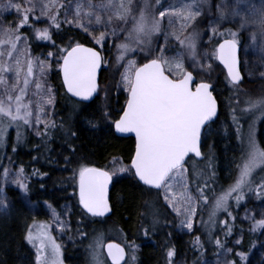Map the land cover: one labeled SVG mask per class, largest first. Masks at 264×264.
I'll use <instances>...</instances> for the list:
<instances>
[{"label":"snow or ice","instance_id":"snow-or-ice-1","mask_svg":"<svg viewBox=\"0 0 264 264\" xmlns=\"http://www.w3.org/2000/svg\"><path fill=\"white\" fill-rule=\"evenodd\" d=\"M12 10L16 19L7 22L4 14ZM199 24L206 28L199 30ZM96 29L103 30L97 35ZM54 33L66 37L62 46L55 44ZM75 33H83L92 46L80 42ZM30 37L51 42L57 51L33 56ZM251 50L264 56V0H0V151L8 146L10 130L15 131L13 152L25 142L27 132L34 131L42 139L60 133L73 156L78 147L73 142L80 138L78 123L89 130L103 123L114 125L117 133H134L130 164L109 171L78 161L72 170L70 179L78 187L84 214L98 218L111 213L109 184L114 176L128 174L141 196L150 197L143 201L146 211L140 214L149 221L141 230L145 238L156 234L161 205L175 214L181 230L191 234L198 227L217 254H233L227 243L237 231L234 210L244 207L249 233L264 229V212L257 219L246 206L253 197L264 203V143L256 137V125L264 121V90L253 96L241 87L254 76L247 59ZM105 52L113 53L117 71L123 68L118 81L112 77L117 95L126 94L115 120L107 103L109 87L103 89V101L90 110L101 91L99 74L111 67ZM53 58L66 92L78 98L69 116L59 122L53 118L56 92L47 79ZM214 65L222 66L230 86L227 103L238 142L228 160L226 184L221 182L215 154L201 150L202 130L215 122L218 102L214 84L200 77H211ZM255 78L264 80V71ZM64 159L71 163L69 157ZM0 168V215H7V187L13 185L27 197L30 176L23 165L15 172L2 164ZM31 175L46 174L33 170ZM45 203L50 222L33 221L24 238L35 249V264H64L62 244L52 231L65 233L68 221ZM221 214L226 219H219ZM217 229L223 239L216 236ZM76 231L84 238L89 235ZM117 231L123 243L93 229L88 264H139L140 246ZM244 231L239 229L234 247L242 244ZM191 244L203 255L199 235ZM251 250L234 253L240 264ZM175 256V247H168L165 264H174ZM223 264L237 261L225 259Z\"/></svg>","mask_w":264,"mask_h":264},{"label":"trees","instance_id":"trees-1","mask_svg":"<svg viewBox=\"0 0 264 264\" xmlns=\"http://www.w3.org/2000/svg\"><path fill=\"white\" fill-rule=\"evenodd\" d=\"M230 26L228 24L224 25V27ZM24 31L30 32V29ZM75 35L80 42L88 44L83 33H75ZM53 40L57 46H62L66 41V37L61 38V36L54 33ZM30 41L32 55L34 56L39 53L57 51L49 41H39L35 37H30ZM218 69L221 71V66ZM220 75L215 80L208 79L210 82L211 80L215 81L213 83L215 86L214 94L219 101L220 111L215 122L208 125L204 131L202 152L215 154L221 182L226 184L228 182L226 177L228 160L233 155L238 142L234 139L235 127L231 126L227 103L230 86L223 77L224 73ZM106 78L107 70H103L100 85L104 83ZM51 80L56 90L55 109L57 115L53 118L59 122L61 117L67 118L69 116L77 100L72 98L63 87L60 69L56 63H54ZM125 100L126 94L123 92L117 95L115 91L111 95L108 104L110 105L109 110L112 112V120L118 119L119 110L124 105ZM102 101L101 97H96L95 103L90 105V110ZM77 127L80 138L73 142L78 146L74 156L68 151L64 144V138L60 133H53L51 138L42 139L36 136L33 131L27 132L25 142L13 152L12 143L15 131L10 130L8 146L0 151V164L3 165L8 156V158L11 157L13 162L18 163L20 166L23 165L26 174L30 176L28 181L30 192L26 197L18 188L8 187L6 189L10 212L7 215H0V264H35V250L24 237L28 226L35 219L45 218V206H47L45 202L58 210L62 209L67 203L72 208L69 217V229L63 237L66 240L64 254L68 264H88L89 252L87 246L91 240L93 229L103 231L108 236L107 234L111 228L122 230V232L128 231L134 240L145 248L143 252L145 255L148 254L158 264H165V252L168 247L174 246L176 253L180 251L176 221L164 207L158 205L162 213L160 225L156 230V234L145 238L141 234V230L142 226H147L149 221L144 220L140 214L146 211L142 207L143 201L150 199V197L148 195L141 196L135 182L128 174L113 177L110 194L112 212L105 217L92 218L86 216L78 203V197L73 194L77 188L75 182L70 178L72 177V170L78 167V161L104 168L114 158H121L124 162L131 163L135 139L117 135L114 125L109 126L101 123L100 127L95 130H89L83 123H78ZM259 139L260 142L264 143V121L260 124ZM65 157H69L71 163H66ZM33 170H39V173H45L46 175L33 176L31 175ZM41 185H43V188H41ZM243 212V207L233 212L237 217L235 221L237 231L232 237L228 238L227 243V247L233 248V254L225 255V259L235 260L237 264H240L239 257L235 256L234 253H248L250 249L253 250L252 245L256 244L258 237L257 233L248 232L250 222L243 219ZM219 219L223 220L226 217L221 214ZM77 228L88 233V237L84 238L78 235ZM240 228L245 230L242 244L234 247L232 241L241 235ZM196 235H199L204 242L203 255L199 250L192 247L191 241ZM216 236L223 239L219 229L216 231ZM223 255V253L217 254L214 244L209 243L203 230L197 227L192 232L191 240L187 244L185 264H197V261H199V264H204V262L217 264L218 260L219 264H223ZM248 260L245 264H248Z\"/></svg>","mask_w":264,"mask_h":264},{"label":"rangeland","instance_id":"rangeland-1","mask_svg":"<svg viewBox=\"0 0 264 264\" xmlns=\"http://www.w3.org/2000/svg\"><path fill=\"white\" fill-rule=\"evenodd\" d=\"M4 15H5V19H6L7 22H10V21L16 19L14 10H12L11 14L5 13ZM38 27H41V26H38ZM197 27H198L199 30L203 31L206 28V25L205 24H199ZM102 30L103 29H96L95 30V34L98 35L99 31H102ZM160 39H161V42H162V37ZM207 39H208V37L205 36L204 40L207 41ZM154 43H155V41H154ZM172 43H175V41H172ZM40 54L41 53H39L37 55H40ZM43 54L46 55L47 52H45ZM104 55H105L106 59L109 61L111 67L106 69L107 70V78L104 81V83L100 85L101 91L99 93V97H101V99L103 100V97H104L103 89L105 87H109L110 88V92H109L108 101H110L111 95L116 91V89L112 86L113 83H114L113 78H112L113 74L115 75V80L118 81L119 80V72H122L123 68L119 69V71L116 70L113 53L105 52ZM130 58L137 59L138 62H142V60H140L139 57H130ZM247 59L249 61V66H250L251 70L254 73V76H253L252 79H246L245 80L246 83H244L241 87L246 89L251 95L256 96V95L261 94L262 90H264V80H259V79L255 78L259 74V72L264 71V56H261L255 50H251L247 54ZM54 61H55V59L53 58L52 68H51V71H50L47 79H48V83L55 89V87H54V85L52 83V80H51V74H52V70H53V67H54V63H55ZM221 68H222V66H221ZM221 73H223V72L219 71L218 67H216L214 65V71H213L211 77L202 75L201 78H203V79H210L211 78V79L215 80L217 77L221 76L220 75ZM223 77H225V74H224ZM213 80H211V82L215 83V81H213ZM55 92H56V90H55ZM108 101H107V103H108ZM261 122H258L257 125H256V137H257L258 141H260V139H259V130H260ZM246 130H247V125H245V131ZM112 161L106 166V169L109 170V171L114 170V168H119L121 164H123V165L130 164V163L124 162L121 158L118 159V161H117V163L115 165H113ZM3 166L9 167L12 172H15L20 167V165L18 163H15L13 161H12V163H9L8 156L5 159V161L3 163ZM0 172H2V168H0ZM71 175H73V172H72ZM119 175H121V174H119ZM118 176H114V178L118 177ZM12 178H14V177H12ZM0 184H2V178H0ZM8 187L17 188V187H15L13 185H9ZM76 188L77 189H76L75 192H73V194L78 197V187L76 186ZM7 200H8V198H7ZM65 206H67V207L65 208ZM65 206L62 209H60V210L55 209V208L54 209L57 212L63 213L62 218L68 221V229H69V217H70V214L72 212V208L69 205V203H67ZM246 206L251 210L252 213L256 214V218L257 219L260 218L259 213L260 212H264V203L256 201L254 197L248 200ZM164 209H166L167 212L172 217H174V219L176 221V223H175V225L177 227V231L176 232L178 234L177 236H178V239H179V242H180V251H179V253H176V256L174 257V261H176V262H174V263H176V264H185L186 248H187L188 242L191 240L192 233L189 234L186 230H181L178 227L179 221L176 219L175 214L171 213L170 209H167V208H164ZM243 209H244V207H243ZM35 210H36V208H35ZM243 214H244V212H243ZM204 218L207 219L206 213L204 214ZM50 220H51V213L49 212L48 207L45 206V218H43V219H35L34 221H36L37 223H45V222H50ZM66 232L61 234L55 229H53V231H52V235L57 239V242L62 244V252H63V258H64V264H68V262L65 259V254H64V243L66 242V240L63 237H65ZM123 234L127 237V240L129 242L134 241L137 245L140 246L139 247V251H138V262H139V264H158L148 254L145 255L143 253L145 248H143L142 244L137 243L134 240V238L132 237V235H130V233L128 231L125 230L123 232ZM107 235L112 240H116V241H118L120 243H123V241L121 239V234H120V232L117 231V229H112L111 228ZM257 236H258L257 237V242L255 244L256 247L253 248V250H252V253H251V255L249 257V260H248V264H264V247L260 246L261 244H264V229L259 230V232L257 233ZM106 241H108V240L106 239ZM222 259H223V261L225 260V254L223 255Z\"/></svg>","mask_w":264,"mask_h":264},{"label":"water","instance_id":"water-1","mask_svg":"<svg viewBox=\"0 0 264 264\" xmlns=\"http://www.w3.org/2000/svg\"><path fill=\"white\" fill-rule=\"evenodd\" d=\"M87 46H92V45H88L87 44ZM60 73H61V77H62V80H63V75H62V72L60 71ZM102 73V72H101ZM101 73L99 74V83H100V78H101ZM66 89V88H65ZM70 96H71V94L70 93H68ZM214 94V93H213ZM215 95V94H214ZM216 96V95H215ZM72 97V96H71ZM72 98H74L75 100H78V98H76V97H72ZM217 102H218V115H219V111H220V104H219V101H218V99H217ZM218 115H217V117H218ZM217 117L216 118H214V120H216L217 119ZM211 124V123H210ZM209 124V125H210ZM208 126V125H207ZM115 129V128H114ZM204 131H205V129L204 130H202V144H203V134H204ZM116 132V131H115ZM116 134L117 135H119V136H121V137H133L134 139H135V134L134 133H117L116 132ZM201 150H202V148H201ZM96 167H98V166H96ZM112 185H113V181L109 184V188H108V196H109V202H110V194H111V189H112ZM111 204V203H110ZM110 214V213H109ZM109 214H107V215H109ZM106 215V216H107ZM115 242H117V243H120V242H118V241H116V240H114ZM108 241H106L105 243H107Z\"/></svg>","mask_w":264,"mask_h":264}]
</instances>
